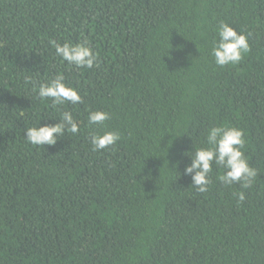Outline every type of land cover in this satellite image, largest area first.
I'll return each instance as SVG.
<instances>
[{
	"label": "trees",
	"instance_id": "1",
	"mask_svg": "<svg viewBox=\"0 0 264 264\" xmlns=\"http://www.w3.org/2000/svg\"><path fill=\"white\" fill-rule=\"evenodd\" d=\"M220 20L250 34L224 68L211 56ZM85 39L99 67L62 63L51 43ZM58 73L83 103L38 97ZM64 109L77 135L26 140ZM95 110L121 135L98 152ZM221 124L244 130L258 175L241 189L214 168L201 193L186 153ZM0 264H264V0H0Z\"/></svg>",
	"mask_w": 264,
	"mask_h": 264
},
{
	"label": "clouds",
	"instance_id": "2",
	"mask_svg": "<svg viewBox=\"0 0 264 264\" xmlns=\"http://www.w3.org/2000/svg\"><path fill=\"white\" fill-rule=\"evenodd\" d=\"M217 38L213 40L211 56L214 64L220 68L238 64L243 54L250 48L249 36L233 27L230 23L220 20L214 29ZM55 48V55L61 62H67L75 68L92 69L99 67V53L91 46L90 40H82L80 43L51 41ZM26 83L33 84L31 77H25ZM38 97L41 100L50 99L58 110L61 106L83 103L80 91L69 83L63 73H58L54 78L47 80L38 86ZM111 113L105 110L89 111L87 125L90 129V142L93 151H101L115 145L120 139L119 131L107 128L106 122L111 120ZM58 122L54 124H41L26 128V140L37 146H55L66 133L77 135L83 124L76 118L72 111L64 109L60 111ZM195 151L187 152L191 157L183 175L191 177V187L201 193L207 192L212 184L211 174L215 169H220L217 180L225 185H240L241 189H248L255 181L258 170L252 167L245 154L246 140L242 128L221 124L208 128L205 139L200 146L194 143ZM238 197V203L246 199L243 190L234 194Z\"/></svg>",
	"mask_w": 264,
	"mask_h": 264
}]
</instances>
